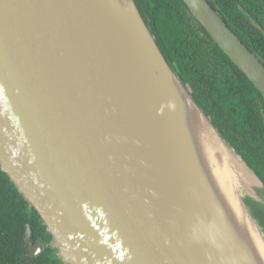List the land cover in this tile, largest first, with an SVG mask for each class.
I'll return each instance as SVG.
<instances>
[{"label": "water", "instance_id": "95a60500", "mask_svg": "<svg viewBox=\"0 0 264 264\" xmlns=\"http://www.w3.org/2000/svg\"><path fill=\"white\" fill-rule=\"evenodd\" d=\"M183 1L264 97L260 59L208 0ZM0 165L69 264H264L246 203L264 209V181L136 0H0Z\"/></svg>", "mask_w": 264, "mask_h": 264}, {"label": "trees", "instance_id": "16d2710c", "mask_svg": "<svg viewBox=\"0 0 264 264\" xmlns=\"http://www.w3.org/2000/svg\"><path fill=\"white\" fill-rule=\"evenodd\" d=\"M264 64V0H208ZM162 52L193 98L264 181V97L183 0H136ZM247 202H255L247 198ZM260 219L264 214L258 210ZM37 210L0 165V264H64ZM43 244L33 256L31 247ZM69 264V263H68Z\"/></svg>", "mask_w": 264, "mask_h": 264}, {"label": "bare ground", "instance_id": "6f19581e", "mask_svg": "<svg viewBox=\"0 0 264 264\" xmlns=\"http://www.w3.org/2000/svg\"><path fill=\"white\" fill-rule=\"evenodd\" d=\"M225 159L228 160L227 161L228 164H235V160L232 157H226ZM235 168L238 170L237 165H236ZM227 173L228 172L221 171V174H222V176H221L220 173L217 172L216 173L217 174V178L220 179V180H223V178H226ZM222 185H223L224 192L226 193V195L228 197V201H229V204H230V207H231L233 213L235 214L236 217L243 218L241 216V212H240V210H239V208L237 207V204H236L237 203L236 202L237 200H236V197H235L236 195L233 196L231 194V191H230L231 186L229 187L227 184H225V182H222ZM257 244H258L257 251L260 252V255L262 256V258L264 260V246L262 245V243L260 241L258 242V240H257Z\"/></svg>", "mask_w": 264, "mask_h": 264}, {"label": "flooded vegetation", "instance_id": "af4514ba", "mask_svg": "<svg viewBox=\"0 0 264 264\" xmlns=\"http://www.w3.org/2000/svg\"><path fill=\"white\" fill-rule=\"evenodd\" d=\"M253 209H255L257 212H258V210L259 211H261V213H263L264 214V209H262V207L259 205V204H257V203H255V205L253 204ZM259 222L260 223H262V221L261 220H259ZM261 226L263 227V230H264V223H262L261 224ZM38 244H42V243H37L36 245H34V246H32V247H36ZM43 245V244H42ZM47 247H51V248H57V246H56V243H55V240L53 239V241H50L49 243H48V245H47ZM43 251V250H42ZM41 251V252H42ZM40 252V253H41ZM40 253H38L37 255H39ZM59 256L61 257V255H60V251H59ZM36 255V256H37ZM61 259H62V262L64 263V264H68L62 257H61Z\"/></svg>", "mask_w": 264, "mask_h": 264}, {"label": "rangeland", "instance_id": "374dc122", "mask_svg": "<svg viewBox=\"0 0 264 264\" xmlns=\"http://www.w3.org/2000/svg\"><path fill=\"white\" fill-rule=\"evenodd\" d=\"M246 203L248 204V206H249V208H250V210H251L253 216L256 218L257 222H258V223L260 224V226H261V224L264 223V218H262V219H263V220H261L262 223H260V222H259L260 214H259L255 209H253V207L251 206V203L247 202V199H246ZM261 227H262V226H261ZM262 229H263V227H262Z\"/></svg>", "mask_w": 264, "mask_h": 264}]
</instances>
